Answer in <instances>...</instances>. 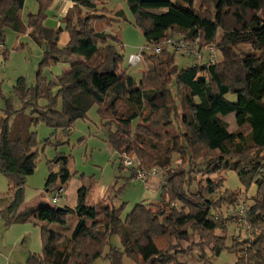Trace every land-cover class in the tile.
Returning <instances> with one entry per match:
<instances>
[{
	"label": "trees",
	"instance_id": "1",
	"mask_svg": "<svg viewBox=\"0 0 264 264\" xmlns=\"http://www.w3.org/2000/svg\"><path fill=\"white\" fill-rule=\"evenodd\" d=\"M108 1L72 0L74 6L61 19L64 27L51 30L43 22L54 0H36L37 13L26 14L25 21L24 0H0L2 63L8 60L3 47L7 29L17 36L29 31L44 48L35 84L28 88L22 77L16 79L12 93L19 109L0 90V173L11 197L0 214L8 223L41 226L42 254L29 256L27 264H94L99 259L108 264H125L124 259L129 264H186L181 257L193 248L200 264H211L207 254L217 258L224 251L234 256L233 264H264V0H202L213 3V13L210 7L197 9L196 0H122L145 44L180 37L198 41L199 50L213 45L222 55L220 63L180 69L174 53L163 46L157 55L142 54L151 69L138 83L119 72L120 39L106 31L126 15L107 11ZM62 32L69 42L61 48L57 42ZM239 46H248L252 54L240 52ZM73 57L80 60L54 82L41 77V69ZM228 94L236 96V103L225 99ZM42 100L46 106L39 108ZM95 106L101 127L108 130L106 142L118 156V171L125 170L124 155L138 161L141 169L165 170L159 200L136 205L122 221V208L97 206L96 181L80 176L73 208L38 207L18 215L25 181L38 160L31 127L43 123L68 131ZM231 114L233 132L224 121ZM175 155L180 163L171 168ZM197 164L204 166V176L217 177L196 182L191 176ZM69 165V156L56 154L47 164L45 189L65 186L72 178ZM128 170L126 183L136 177L135 169ZM228 171L235 172L246 191L255 186L256 193L244 220L251 228L249 237L238 235L226 247L228 226L238 222L223 211L243 196L240 190H224L223 174ZM115 189L113 185V196L120 188ZM69 215L75 217L71 234L48 229H64ZM115 237L120 249L111 245ZM191 238L196 241L184 249L182 244Z\"/></svg>",
	"mask_w": 264,
	"mask_h": 264
},
{
	"label": "rangeland",
	"instance_id": "2",
	"mask_svg": "<svg viewBox=\"0 0 264 264\" xmlns=\"http://www.w3.org/2000/svg\"><path fill=\"white\" fill-rule=\"evenodd\" d=\"M121 1L122 6L119 9L125 11L126 20L120 19L115 24H112L106 32L111 34H117L120 39L121 45L118 47L119 54L122 56L123 61L119 69V72H125L134 78L138 83L142 77V64L147 66L151 65L142 60L133 66L128 64V58L130 55L138 53L139 49L145 45V40L139 30L133 25V17L129 14L126 4L122 0H109L104 8L107 11H112L116 2ZM31 3L29 4V6ZM28 6V7H29ZM210 7L213 13V3L203 2L202 0L195 1V7ZM31 10V9H29ZM7 35V49H8V60L1 64L0 61V87L3 95L11 101V104L15 109L20 108V103L12 93L16 79L22 77L25 80L26 87L30 88L36 82V76L39 73V65L42 58L43 50H41L30 38H24L17 36L11 30H6ZM216 42H220V32L217 35ZM30 44V47L26 46L24 51H17L14 49L15 44ZM189 46V45H188ZM122 47V50H121ZM170 48V47H169ZM174 52V61L180 69H186L193 63L201 64L220 63L222 61V55L215 49V46H209L202 50V59H197L196 47L190 45L189 54L185 55L184 52ZM169 49V50H170ZM41 53H39V51ZM210 50V51H208ZM238 50L242 53L252 54L251 49L248 46H239ZM183 53V54H182ZM195 58V59H194ZM80 58L73 57L67 63L52 64L47 68L41 69V77L46 78L48 82H54L58 75L69 70L70 64L79 61ZM146 72V71H145ZM225 99L231 103H236V96L228 94ZM39 108L46 106L45 101H38ZM3 108V103H1ZM57 110L61 108V101H58ZM29 114V112H27ZM224 121L228 124L229 131L233 132L236 130L234 114H231L224 118ZM32 132L35 133L36 141L38 143V160L36 164L35 172L32 176H29L25 181L24 186V197L21 209L18 215L29 213L33 209L38 207H69L73 208L77 202V190L80 186L78 178L85 176L93 178L97 183L96 195L94 198L97 206L103 204H109L115 206L117 209H121L120 219L124 221L126 216L134 209V207L146 200V203L155 202L159 200L157 193L158 189H151L148 187V180L162 176L164 174L163 169H157V172L152 174L153 169L145 170L149 172L148 175L144 176V180H137L129 183L125 189L122 186L126 184V180H122L115 189L119 192L113 196V192H109V196L104 201H100V193L107 192L111 189V183L114 181L116 185V179L118 174V156L109 145L106 143L108 130L103 129L100 125V119L97 113V107H93L88 113L85 120H78L75 122L68 131L61 129H54L47 127L43 123H39L36 126L31 127ZM65 154L70 157L69 170L72 174L71 180L65 185L60 186L59 184L53 185L45 189V182L48 177V166L49 162H52L56 154ZM132 160V157L127 156ZM180 160L178 156H173L171 160V168H175L179 165ZM126 169V168H125ZM204 166L197 164L193 170L191 178L195 179L196 182L207 179H215L217 176H204L202 171ZM128 170V169H126ZM56 172L57 169L55 168ZM152 171V172H150ZM130 176V172L126 171L122 174V177ZM221 178V176H218ZM225 184L223 185L224 190L229 192L241 191L243 196L239 197L236 201V206L241 203L245 204L247 208L251 205L250 198L256 193L255 186H252L246 191L241 186L239 179L235 172L228 171L223 174ZM98 180V181H97ZM136 180V179H135ZM99 183V185H98ZM99 186V187H98ZM145 187L149 191L145 190ZM151 191V192H150ZM155 191V192H154ZM192 191L195 192L193 186ZM104 194V197L106 196ZM56 196L58 203L53 204L52 199ZM150 198V199H149ZM152 198V199H151ZM11 203V197L8 192V183L6 178L0 173V211H3ZM145 203V202H144ZM180 208V206H177ZM231 208V207H228ZM227 208V209H228ZM226 209L223 211L224 215ZM75 224V217H67V225L62 230H58L57 226L50 225L48 229L52 231L62 232L63 235H69L73 231ZM251 230L245 227L244 223H237L236 225L228 226V242L227 246H230L231 239L236 238L240 235L241 239L249 237ZM41 226L35 225L34 223L28 222L25 224L8 223L6 216L0 214V264H27L29 256H39L42 254L41 245ZM195 238H191L188 243H183L184 249L192 246ZM111 245L115 248H121L120 241L117 237L112 238ZM108 247L105 249L104 255L107 253ZM211 264H233L234 256L229 255L226 251L222 252L219 257L212 258L210 254H207ZM181 260L186 264H200L199 254L197 250H193L182 256ZM125 264L129 262L124 259ZM94 264H108L104 259H99Z\"/></svg>",
	"mask_w": 264,
	"mask_h": 264
},
{
	"label": "crops",
	"instance_id": "3",
	"mask_svg": "<svg viewBox=\"0 0 264 264\" xmlns=\"http://www.w3.org/2000/svg\"><path fill=\"white\" fill-rule=\"evenodd\" d=\"M31 3V5L29 6V4ZM29 6V7H28ZM74 6V4H73V2H72V0H54V2H53V4L47 9V11H46V20L43 22V26H45L46 28H48V29H51V30H57V29H59V28H63L64 26H63V24L61 23V19L65 16V14H66V12H67V10L68 9H70V8H72ZM122 6V3H121V1H118V2H116L115 3V5H114V9L111 11V12H113L114 14L117 12V11H123L124 13H125V11L123 10V9H119L120 7ZM29 9H31V10H29ZM28 13H31V14H36L37 13V4H36V0H24V6H23V20L25 21V16H26V14H28ZM126 14V13H125ZM29 32V31H28ZM28 32L27 33H25L23 36H20V37H24V38H30V36L28 35ZM14 33V32H13ZM15 34V33H14ZM5 36H6V42H5V44H4V48L8 51V49H7V46H6V44H7V35H6V30H5ZM31 39V38H30ZM32 40V39H31ZM33 41V40H32ZM34 42V41H33ZM68 42H69V36H68V34L66 33V32H62V33H60V35H59V37H58V42H57V44H58V46L59 47H64V46H66L67 44H68ZM35 43V42H34ZM20 45H21V47H20ZM35 45H37L41 50H43L42 52H44V48L42 47V46H39L38 44H36L35 43ZM26 46H28V47H30V44L29 43H27L26 45L25 44H19V45H17V44H15V46H14V49H17V48H19L20 47V51L22 50V51H24L25 49H26ZM39 51V53H41L40 52V50H38ZM151 69V67L150 66H147L146 64H144V62H143V64H142V72H141V74H143L145 71H148V70H150ZM64 73V72H63ZM59 76V75H58ZM2 88L0 87V90H1ZM106 141H107V139H106ZM107 143V142H106ZM116 154V153H115ZM117 155V154H116ZM126 171H129V170H124V171H122V172H120V171H118V174H117V179H116V189L118 188V185L121 183V182H123L122 180H126V176H123L122 177V174H124ZM98 181V180H97ZM134 181H137V180H132V181H130V182H127L126 183V186L129 184V183H131V182H134ZM147 184H148V187L150 188L149 190H151V189H158V192H155V193H157V196H158V198H159V195H160V189H161V187L163 186V184H164V181H163V179H162V176L160 175V176H157V177H153V178H151V179H149L148 180V182H147ZM98 185H99V183H98ZM113 185H114V181L111 183V189H108L107 190V192L105 191L104 193L103 192H101L100 193V201H102V199L105 201L106 200V198L109 196V192L111 191V192H113V190H112V187H113ZM99 187V186H98ZM126 188V187H125ZM98 189V188H97ZM145 190L146 191H149L148 189H147V187H145ZM151 192V191H150ZM104 194L106 195L105 197H104ZM150 199V198H149ZM152 199V198H151ZM145 203H146V201H147V199L146 200H143ZM157 201V200H156ZM144 202H142V203H144ZM57 203H58V201H57ZM150 203H152V202H150ZM146 204H148V203H146Z\"/></svg>",
	"mask_w": 264,
	"mask_h": 264
},
{
	"label": "built area",
	"instance_id": "4",
	"mask_svg": "<svg viewBox=\"0 0 264 264\" xmlns=\"http://www.w3.org/2000/svg\"><path fill=\"white\" fill-rule=\"evenodd\" d=\"M197 43H198V41H196L195 43H189V42L184 41L182 38H180V37L178 38L177 37L175 39H169L166 42H164L162 44H159V45L145 44L143 47H141V50L139 49L137 54L129 56L128 64L130 66H133V64H135V63H137L139 61H142L143 60V56H142L143 53H147V54H150V55L159 54L160 51H161V47H163V46L170 47L173 51H174V48L177 47L175 49V53H179L180 51H182L187 56H190L189 52H187L190 49L189 48L190 45L191 46H195L196 47L195 50L197 52L195 57L200 60V59L203 58L202 50L198 49V47L196 46ZM208 51H210V50H208ZM0 61H1V64H2L1 45H0ZM207 63L208 64H212L210 62H207ZM122 165L126 169H135V171H136L135 179L136 180H144L145 179L144 176L148 175V173H149V172H146L144 169L140 168V164H139L138 161L132 160L129 157H127L126 155L123 156ZM150 172H152V171H150ZM155 172H157V169H153L152 174H154ZM52 203L53 204L57 203L56 196L53 197ZM225 214H226V216L228 218L233 219V220H235L238 223H244V220H245V218H246V216L248 214V208H247V206L245 204L240 202V204L238 206L226 209ZM247 229L251 230L250 226H247Z\"/></svg>",
	"mask_w": 264,
	"mask_h": 264
},
{
	"label": "water",
	"instance_id": "5",
	"mask_svg": "<svg viewBox=\"0 0 264 264\" xmlns=\"http://www.w3.org/2000/svg\"><path fill=\"white\" fill-rule=\"evenodd\" d=\"M56 210H57V211H58V210H62V207H58Z\"/></svg>",
	"mask_w": 264,
	"mask_h": 264
}]
</instances>
